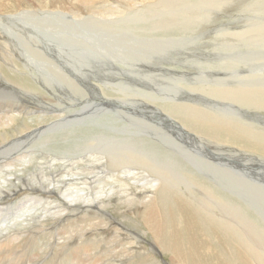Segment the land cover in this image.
<instances>
[{
  "label": "bare ground",
  "instance_id": "6f19581e",
  "mask_svg": "<svg viewBox=\"0 0 264 264\" xmlns=\"http://www.w3.org/2000/svg\"><path fill=\"white\" fill-rule=\"evenodd\" d=\"M113 1L115 3L114 5H111V3L110 4L107 3V0H0V62H4L9 67H15L14 64L9 63V60L13 61V54L14 53H18L25 60L24 64H22V65L17 64L16 70H5L4 73H6V74H4L0 70V171H5L3 174L4 176L0 177V191L5 190L2 185H5L9 182L11 185H13V188L10 191L11 193L8 194L6 197H8V199L11 200L12 202L16 203L19 200V203L26 204L31 199L30 198L31 195L29 196V199H25L28 194H33V197L31 200V201H33V199L35 197H37L38 195H43V197L46 195H48L49 197H55L58 194V190H59L60 193H62L64 195V201H66L65 206H66L67 210H70L69 214H66V216L61 219L62 220L61 224L64 226V227H62V226L61 227L65 229V232H68L67 231L68 229L78 230V228H76V227H77V223H79V222L73 221V219L71 220V218L74 216H75V218H79V219H81L82 217L93 219L94 217H97V216H99V217L110 216L111 219H109V221H112L115 224V223H119V220H118V218H115L111 214V211L109 210V206L112 204V199L109 196H110L111 192H113L115 190L112 191L110 189L111 192H107L108 194L106 195V191H104V190L98 191L97 190V189L105 188V187H102V186L96 187L97 188L96 193L99 196L97 195V199H92L90 197V194L86 193L87 191H82L84 189L78 188L80 186L77 187L78 192L77 191L71 192L69 187L76 186L77 183H75V181H74L76 179V177L72 179V181H74V182H72V181H69L70 179L69 180L67 179L68 177L65 178V175H68L71 172L76 174L77 172L74 171L75 165L82 164L85 166V168L82 170V173H85L87 170H89L88 172L93 173L96 168L99 169V167H101V169H104V171H103L104 176L101 174L103 177H105V176L109 177L110 176V178L116 179L119 177V175H116L117 172L116 173L111 172V170L115 169L116 167L117 168L121 167L123 172H124V170L126 171L127 164H129V162H133L132 164L134 165V169L135 168H137V169L150 168V169H153L157 175H162L161 173L164 174V177L162 178V182L160 181L161 183L155 184V182H154V184H153V182L152 183L150 182L151 180L149 181L150 182L149 185H151V188L157 187L159 189L160 193H158V196L156 194L155 198L151 199L150 193H152L151 191H153V190H150V192H149V189L144 190V192H142L139 196L141 199L142 198L146 199V200L139 201V202H141L142 207L138 208L139 207V205H138L137 209L130 210L132 212L143 215V219H141V223L147 228V233H150L151 236L156 241V244H158V249L156 250L157 252H159V253L164 252V254H169L171 257V260L174 262V264H204L202 260H204L206 254H208L207 248H209V246L211 245V242L217 241L219 244L226 243L224 241V238H222L221 236H219L217 234L219 232H224L225 236H229L230 238H233L234 245L239 249L238 250L234 246L236 249L235 255L237 257V262L239 264H251V262L248 260V258L246 256H244L245 254L243 253L242 248L244 250H246V252L249 253V255L252 257V259L254 260V262L256 264H264V227L261 228L258 225V223L256 222V220L252 218V216L251 217L248 216L250 214L239 203L235 202L232 199L233 197H231L232 200H229V199H227V197H228L227 194L224 195L221 193V195H220L219 194L220 192H217V190L214 189L215 187L212 186L210 183H208L204 179L197 178L196 177L197 175H193L192 174L193 171L190 174H186L185 175L187 177L186 178V177H184V174H181V175L178 174L180 170L164 166L165 164H164V162H162L164 164V165H162V163H161L162 168H166V169H168V171L160 169L159 171L161 173L157 172L158 167L155 166L153 163L154 156L151 158V161H152L151 162V161L143 158L141 155H138L140 152H138V153L133 152V149L136 148V143L131 136L122 137L123 140H120L121 138L119 139V137H116L112 134L106 135V132H104V127L106 128L108 125H111L113 129H116V130L120 129V130L126 131L127 134L129 132H131V128L125 127L126 124L123 125V123L120 122L123 125V126L122 125L120 126L116 123L117 120L113 121L112 119L107 118L106 115H108V112L111 110V108H116L115 105H118V106L125 105V107H127L129 110L131 108H136V107L149 109L151 113H155L158 117H160L162 119V120H160V119L159 120L161 121V123L163 125H165L166 127H174V128L176 127L179 131V135H181L183 138H186L187 140L193 142L195 145L198 146V148H201L202 150L205 149L214 156H221V157H225L226 159L231 158V159H233V162L237 165H239V163L241 162V167H244V168L248 167V169L249 168L252 169V170H249L251 173L246 172V174L247 173H249V174L253 173V174H258V175H264V126H261L257 123L249 122L248 121L249 117L246 116V115H249V116L252 115V116L260 118L261 120H264V73H263L264 72V51H261V50L253 51L252 50V49H254V50L260 49L261 47H259V46H264V45H259L260 43L259 44L255 43V38H254V36L256 35V33L254 32L255 30L248 29V28H250V26H252V25H250V22L253 23V25L255 22H257V20L262 21V23H263L264 17H260V18L259 17H253L250 19L248 18V21L250 20V22H246L245 20L242 19L243 22L244 21L246 22V24L241 26V29L237 30L236 32L226 30V28H228V25H227V27H225V25H224L223 28H221V25H219L218 27H220L223 31H228L227 33L229 35H232L234 38L238 39V41H241L242 43L240 45L238 44L239 46H237V47L232 46L233 48H231V44H227L226 43L227 39H226L224 41L225 43L216 44L214 46V49H217V51H219L218 49H224V51L227 49H231L232 51H236L235 53H230L227 57L216 58V61L210 60L209 58H208L209 60H207V61H198L200 63L197 65L192 64L193 69H190L188 62H189V60H190V62H191V60L195 61L194 58H192V57H193V55L196 54V52L198 53V50H197L198 48L196 49V47H195L197 45V44H195V41L197 39H199V37L195 41H194V38L196 35L194 37L192 36L193 40L190 37H189L190 40H188L187 38H186L187 39L186 40L185 37L182 38L183 39L182 40L181 38H178V36L174 35V34L173 35L170 34L168 36L164 35L163 37H167V40H164V41L157 40L155 37L158 34H162V35L167 34L173 28H176L173 25V19L176 15H174L170 12H166V10L171 8L170 1L161 0L159 3L156 2V4L158 3V5H159L158 8L160 9V13H158V14L155 13L156 11L155 12L153 11V8L156 6V4L154 3L155 1L151 2V3L149 2L150 4H148V5L144 4V0H113ZM238 1H240V0H238ZM122 3L125 4L129 8V10H130L129 16L127 15L126 17H124L123 12H121L118 9V6ZM234 3H237V2L234 1ZM188 4L190 5L191 3H188ZM119 7H121V5ZM184 7H185V4H184ZM180 8L181 7L179 6V9ZM203 9H206V8H203ZM190 10H191V8H190ZM215 10L217 13L220 11V9H219V11L217 9H215ZM184 11L188 12L187 10H184ZM246 12H248V11H246ZM95 14L99 15L101 17L102 20L100 22V27L102 26L103 29L109 30V29L115 28L116 25H118V23L125 22L127 24V27L123 26L124 29L130 28V29H133L134 31L135 30H146V31H141L140 33L135 31L137 38H139L140 40L142 39V42L145 40H150V39L156 40L155 41L156 42L155 47L156 46H160L161 48L163 47V50H164V48H167V51H168V46H170L173 41H176L177 44H180V42L188 44L190 47V51L189 52L188 51L187 52H181L180 51L181 53L184 54V56H183V58L180 57L176 63H178L180 61L181 65H184V63H186L188 61L187 62L188 64L186 66L189 68V71L177 70L175 68V70L173 72L172 69H174V66L173 67L167 66L170 69L172 68L171 70L170 69H168V70L172 71L175 74V81H177L176 83H178V85H180V88H181V89L178 88L179 90H181L180 94H183L184 96L191 98V99L202 100V101L207 100L210 102L213 101L215 103L214 107L210 108V110H207L208 107H206V106L210 107V104L207 105V103H206L205 104L206 106H204V108H201L199 106L193 105L192 103H190V101H187V102H184V101L183 102H181V101H179V102H170V101L169 102H161L162 104L159 105V104H156V102L164 100V97L167 98V96H169V95L165 96L167 93L163 97H156V95H158V94H155V93H154L155 96L154 95L150 96L149 93L147 95L146 92L141 91L140 90L141 88L139 90L138 89L135 90V89H132L131 87H129V86H132L134 84V81H131V82H133V84L130 83L132 85H130L128 82L129 86L123 85L121 83H113V85L116 87L115 93L113 91H111L109 93L108 91H106V89H104L103 92H104L105 96H101V99H102L101 102L108 104L110 109L101 108L102 110L98 109L99 112L101 111V114L92 115L93 119H95V120L101 121L103 119L102 126H100L102 128H89V127H78V126H76L75 128H71V126L69 125L70 126L69 130L58 131V128L60 126H62V124H64V122L67 121V119H69L68 116L70 114H72V116H73V114L76 115L77 113H79V115L83 114L86 111V109L91 105L90 104L89 106L85 107L82 110H78L75 107H72V109H65V110L62 109L63 103H67L68 101H70V103L76 102L77 100H79V98H81L78 96L79 94L81 96V95H85L88 93L84 88H81V87H83L82 85H81V87L79 86V83H78L79 81L77 82L74 79L75 75H78V73H76L77 71H79L78 68L80 69L82 67V66L79 67L78 63H77V65L75 63L76 62L75 60H77V58L74 60L73 57H76L77 55L74 56V54L72 53L71 57L67 56V54L65 52L66 49L64 48V45L70 40L71 36L75 35L74 32H76L78 30V27L83 20H84V23H86V25L88 27L92 28V30L94 31L93 27L94 26L96 27L98 24L97 21L96 20L94 21V18H93ZM204 14H206V13H204ZM243 14H244V12H243ZM189 16H191V15H189ZM194 16H196V15L194 14L193 17ZM257 16H259V15H257ZM97 17H96V19H97ZM52 21H54L56 23H53ZM238 21H239V19H238ZM233 23H234V21L230 24H233ZM258 23H260V22H258ZM51 25H53V26L51 27ZM159 25H162V27H160ZM182 25L184 26L185 29H186V27L189 26L190 28H192V30H194L196 32L199 30V28H204L202 26L203 24H201V23H198V24L193 23V24L188 25V26H186L184 23H182ZM234 25H236V23H234ZM209 26H211V24ZM237 26H240V25H237ZM260 26H261V23H260ZM97 27H99V26H97ZM117 27H119V26H117ZM256 27L259 28L258 25H256ZM70 28H72L73 30ZM205 28H206V26H205ZM50 29L53 30L54 33L57 35V38L55 40H53V43H50L48 41V39L52 40L50 38L51 37L50 34L52 33L50 31ZM97 29H95V30L97 31ZM213 29H215V28H213ZM263 29H264V26H263ZM121 30L123 31V29H121ZM259 30H257V31H259ZM89 31H90V29H89ZM112 31H113V29H112ZM114 31H115V29H114ZM126 31L127 30H125V32ZM209 31H211V30H209ZM209 31H208V33H210ZM58 32L60 35H58ZM97 32L99 33V31H97ZM117 32H120V31H117ZM129 32H131V31H129ZM206 32H207V30H206ZM214 32H217V31H214ZM103 33H107V32H103ZM120 33L122 34L123 32H120ZM174 33H175V31H174ZM202 33H204V32H201L200 35H202ZM218 33H223V32L218 31L217 34ZM254 33H255V35H254ZM55 34H53V35H55ZM87 34L91 35L88 33V31H87ZM124 34H126V33H124ZM132 34H133V32H132ZM132 34H130V35H132ZM257 34H258V32H257ZM82 35H84V34H82ZM101 35H103V34H101ZM127 35H128V33H127ZM198 35H199V33H198ZM203 35L201 37H203ZM98 36L99 35L97 34V38H94V41H95V39H98ZM259 36L260 35L258 34V37ZM262 36H264V35H262ZM86 37H87V35H86ZM208 37H211V36H208ZM89 38H92V37H89ZM222 38H223V36H222ZM103 39H104V37H103ZM109 39H110V37H109ZM161 39H163V38H161ZM258 39L256 38V40H258ZM131 40H133V39H131ZM135 40L137 41V39H135ZM207 40L210 41L212 39L210 38ZM73 41H74V38H73ZM91 41H92V39H91ZM100 41H101V39H100ZM102 41H104V40H102ZM113 41H115V40H113ZM118 41H115V43ZM202 41H205V40H202ZM260 41H261V39H260ZM76 42L78 44V39ZM107 42H109V41H107ZM127 42L129 43V41H127ZM128 43H126V44H128ZM134 43H136V42L134 41ZM199 43H200V41H199ZM217 43H219V42H217ZM233 43H236V41H233ZM71 44H74V43H71ZM202 44L203 43H201V45ZM208 44H205V45H208ZM86 45L88 46V44H86ZM92 45H93V43H92ZM94 45H96V43ZM181 45L183 46V44H181ZM67 46L69 48V45H67ZM113 46H115V45H113ZM147 46H148V44H147ZM185 46H184V50L188 48V47L185 48ZM129 47H130V45H129ZM134 47H135V45H134ZM138 47H139V45H138ZM175 47L177 48V46H175ZM175 47H174V49H175ZM205 47H209V46H205ZM123 48H126V46ZM179 48H180V46L178 47V49ZM203 48H201V49H203ZM243 48H245V49H243ZM77 49H79V48H77ZM107 49H108V47H107ZM114 49H116V48L114 47ZM118 49L116 51H118ZM206 49L207 48H205V50ZM74 50H76V49H74ZM94 50H96V49H94ZM173 50H172V52H173ZM128 51H129V49H128ZM160 51L159 52L162 54L166 53V52H162V50H160ZM169 51H170V49H169ZM81 52L82 51H80L79 53L81 54ZM138 52H141V51L138 50ZM144 52H145V49H144ZM200 52L203 53L204 51L202 50ZM213 52H216V51H213ZM256 52H260V53H256ZM74 53H75V51H74ZM98 53H99V51H98ZM123 53H124V51H123ZM153 53H155V51H153ZM160 53H159V55H160ZM80 54L78 55L79 57H81ZM82 54H84V50H83ZM119 54H121V53H119ZM171 54H175V53H171ZM214 54H213V56H214ZM88 55L90 56V54H88ZM107 55H109V53ZM138 55L139 54H137V56ZM144 55L147 56L146 54H144ZM155 55H158V54L157 53L154 54V57H157ZM168 55H170V54H168ZM186 55L187 56L191 55L192 57H186ZM201 55L203 56V54H201ZM141 56H143V55H141ZM166 56H164V58H166V60H167ZM150 57H152V55ZM150 57H149V59H150ZM154 57H152V59ZM70 58H71L73 67H75V65L78 66L77 69H74V70H76V72L73 71L72 67L69 65ZM140 58L141 57H138L137 60ZM159 58H160V61L163 60L161 58V55L159 56ZM169 58L171 61L172 56H170ZM81 59H80V61H81ZM134 59H136V58H134ZM84 60H83V62H84ZM218 60H220V61L218 62ZM143 61H144V63H147V61L146 62H145V60H143ZM160 61H159V63H160ZM173 61H174V59H173ZM196 61H197V59H196ZM83 62H80V63L82 64ZM122 62H124V61H122ZM149 62H150V60H149ZM156 62H158V61H156ZM117 63H120V62H117ZM124 63L126 65L127 62H124ZM150 63H152V62H150ZM150 63H148V64H150ZM257 63L261 64V65H257V67H259L258 69H260V71H256L254 69L256 67ZM142 65L143 64L141 63V66ZM150 65L152 66V64H150ZM169 65H171V64H169ZM85 66L88 67V65L86 63H85ZM115 66H116V64H115ZM145 66H146V64H145ZM70 67H71V69H70ZM119 67H122V65ZM157 67H158V65H157ZM108 68H109V66H108ZM135 68L136 67H134L133 69L135 70ZM138 69H140V68H138ZM144 69L146 70L147 68L143 67V69H141V70L145 71ZM223 69H226L227 71L228 70H234V73L226 75V76H222V77L211 75V73L218 71V70H223ZM237 69H242V72L237 71ZM126 70H128V68ZM186 70H188V69H186ZM35 71L37 72V76H36ZM129 71H130V69H129ZM135 71L133 72V74L135 73ZM143 71H142V73H144L143 75H148L147 70H146L147 74ZM91 72H92V70L90 71V73ZM130 72H132V71H130ZM161 72H163V71H161ZM167 72H166V74H167ZM172 72L170 74H172ZM149 73H151V71H149ZM155 73L153 75H155ZM157 73H159V71ZM92 74H93V72H92ZM161 74H163V73H160V76H161ZM130 75H132V74H130ZM167 75H165L166 78H167ZM152 77L153 76H150L147 78L152 79ZM136 78L139 79L138 76ZM144 78H146V77H144ZM147 78H146V80H147ZM157 78H158V76H157ZM170 78H172V77H170ZM122 79H123V77H122ZM167 79H169V77ZM114 80H116V79H114ZM39 81L41 83L45 82V87L50 89L49 92L44 91L40 87H38ZM171 81H174V80H171ZM124 82H126V81H124ZM193 82H198V84H192ZM209 82H213L214 84L210 85V84H208ZM80 83H81V81H80ZM156 83H157V81H156ZM159 83H161V81ZM183 83H184V85H182ZM67 84H68V86L69 85L71 86L73 93H72L71 97L63 99L62 98L63 89H65V86ZM148 84H150V81ZM171 84H169V85H171ZM135 85H137V84H135ZM87 86L89 87V85H87ZM90 86L99 89V87L97 85H95L96 86L95 87L94 84H90ZM152 86H154V83H152ZM174 86L175 85L173 84V88L172 87L170 89L167 88V89H169V91L172 89V91L170 93L173 92V89L178 91V89ZM162 87H165V86H162ZM85 88H86V86H85ZM160 88L161 87H159V89ZM89 89H91V87ZM164 89H166V88H164ZM144 90H147V89H144ZM159 91H161V90H159ZM130 92H132V93H130ZM151 92H153V91H151ZM167 92H168V90H167ZM178 92H177V94H178ZM77 93H79V94L77 95ZM111 93L114 96L113 98L108 97ZM157 93H158V91H157ZM161 93L163 94L164 92H160V94ZM33 94H37L38 96L41 97L40 103H36V102L31 101ZM201 95L204 97H202ZM89 96H91V95H89ZM128 96L129 97L130 96H132V97L133 96H139L143 100H141V101L132 100L133 98L127 99L126 97H128ZM205 96L210 97L211 100H208V98L205 99ZM172 97H174V95ZM91 98H92V96H91ZM151 98L154 100L152 103L148 101ZM176 99L173 98V100H176ZM170 100H172V99H170ZM222 101H226L227 103H231V105L224 104V103H222ZM94 102H96V101H94ZM94 102H92V103H94ZM87 103H88V101H87ZM154 104H156L157 107L162 108L165 112L159 108H154L153 107ZM80 105H82V104L80 103ZM99 106H101V103ZM132 106H134V107H132ZM33 107H34V110H33ZM91 109H92V107H91ZM137 109H140V108H137ZM121 110H123V109L121 108ZM226 110H228L230 113H232V115L234 117L231 116L229 119H225L222 116L221 117L218 116V115H220L219 113H221V114L227 113V112H225ZM48 112H53V113L49 114ZM248 112H250V113H248ZM25 113L26 114L27 113H32V114L37 113V114L32 115L30 118H22V119H24V121L20 122L19 116L22 114H25ZM135 113H136V111H135ZM242 115H243V118H242ZM136 117H134V118H136ZM90 118H92V117L90 116ZM113 119H116V118H113ZM128 119L131 122H133L130 118H128ZM82 121H84V120H82ZM112 121L114 123H112ZM172 121L175 124H173ZM178 121H181L182 124H180ZM31 122H33L34 124L30 125L29 123H31ZM134 122L137 123L138 122L137 119ZM71 124H73V123H71ZM77 124H79V123H77ZM151 124H153V123H151ZM143 125H145V124H143ZM146 125L145 126L148 130V124H146ZM141 126H142V124H141ZM137 127H139V126H137ZM112 128H111V130H112ZM146 128H145V130H146ZM152 128H154L156 130V129H160V126L158 124L157 125L154 124V126H152ZM55 129H57L58 132L52 131ZM142 130H143V128H142ZM134 131H137V130H134ZM134 131L131 133H134ZM143 131H141V132H143ZM150 131H151V128H150ZM116 133H118V131ZM45 135L48 137H46L44 139H40L41 142H39V143L34 142V140L31 138L33 136L34 139L39 140L40 137L45 136ZM81 135H85V137L81 136ZM162 135L164 137H167V134L164 132H162ZM71 136L74 137V142H71L72 140L69 141ZM167 140H165V141H167ZM26 141H31V142H29L28 145H25ZM47 142H59V144H57V146L53 149V147L50 146V144L48 146L46 145ZM162 142H164V141H162ZM31 143H33V144H31ZM180 143H182V142H180ZM21 144H22V146L20 147ZM138 144H139V142H138ZM99 145H101V146L104 145L107 148V150L102 151V152L108 153L109 165H106L105 162L103 161L104 159H101L104 156L99 157L96 155L97 156L96 157L93 154V149L95 147L99 148ZM37 146L42 147L39 149H42V151H44L43 153L49 154V152H51L52 149L56 150L57 151L56 153H58V155L60 156L61 159L66 158L69 152H73L74 155L75 154L78 155L82 152H88V154L90 156H93L94 160H92L91 157L88 158V157L83 156V157L79 158V161L75 160L74 162L69 163L68 160L64 159V160H61V162L57 161L58 163H56L54 161L47 159L49 157V155L44 154V155L40 156L41 153L36 155V152L34 151V149L37 150L38 149ZM180 146H182V145H180ZM175 147H177V146H175ZM177 148H175L176 151H177ZM180 148H182V147H180ZM184 150H185V148H184ZM38 151H41V150H38ZM186 153H188V150ZM32 155L36 156L38 158H33ZM187 155L189 156L188 158L192 159V160L190 159L191 162L194 161V163L202 165L200 167H204L207 171H209L210 173L215 175L218 179L223 181V184H225V182H226L228 188H230V189L237 188L240 191H242L244 193V195L250 201L257 202L259 205L264 206V191H262L263 188L258 183L252 181L250 178L248 180H246L247 179L246 176H245V179H243V177L240 178V177L234 176V175H236V173L226 166L225 167L216 166L214 163H212L213 164L212 165L209 160L204 161L203 159L196 157L192 153H188ZM187 155H185V156H187ZM166 156H167V154H166ZM38 160H40V161H38ZM43 160H45V161H43ZM160 160H162V159H160ZM164 160L165 159L163 158V161ZM96 163H98V164H96ZM89 164H93V167H89L88 166ZM258 165H259V167H257ZM60 166L63 169H60V171H59V170H57V168H59ZM106 166H108V167H106ZM69 167H71L70 170L68 169ZM131 167H133V166H131ZM253 167L258 168V173L253 171ZM80 168H81V166H80ZM11 169H13L12 170L13 174L16 175V178H17L16 181L12 180L10 176L9 177L6 176L7 172H9V170H11ZM49 169H52V171H51V172H53L52 175L48 171ZM130 170H133V169L131 168ZM242 170H244V169H242ZM54 172H55V174H54ZM123 172L121 171V173H123ZM57 173L60 175V177ZM119 173H120V171H119ZM233 173H234V175H233ZM13 174H11V175H13ZM130 174H131V172L129 171L128 175H130ZM171 174H174V178ZM122 175H124V174H122ZM133 175H134V173H133ZM139 175H141V173ZM48 176H51V178L50 177L48 178ZM103 177H96L94 180L95 184L99 183L100 178L103 179ZM108 177H107V179H108ZM144 178L145 177H143V179ZM153 178H154V175H153ZM1 179H3V180H1ZM107 179H105V180H107ZM143 179H142V182L144 183V185H146L147 183H145V181H143ZM54 180H55V182H54ZM120 181H121V179H120ZM62 184H64V187H65L64 189H61ZM144 185L142 184L143 187H141V188L145 189ZM149 185L147 184L146 187L147 186L149 187ZM123 187H122V189H123ZM73 188H76V187H73ZM83 188H84V186H83ZM7 189H9V188H7ZM110 190H108V191H110ZM123 192H126V189ZM182 192H185L186 194L192 195L196 199H200L201 201H203L207 205L209 212L206 210V208L204 211L200 207H199V209L197 207H194V202H192L190 199L185 197L182 194ZM129 196H131V195H129ZM0 197H1V195H0ZM101 197H103V199H104L103 201L99 200V198H101ZM93 198H96V197H93ZM122 199H123V197H122ZM157 199H158V201H157ZM226 199H227V201H226ZM38 200H39V198H38ZM35 202H36V199H35ZM0 204H3V203L0 202ZM48 204H50V203H48ZM157 204H158V206H157ZM200 204H202V203L200 202ZM205 204H204V206H205ZM99 205H101V206H99ZM195 205H197V204H195ZM35 206H37V205H35ZM51 207H52V205L50 206V208ZM98 207H100V208H98ZM194 208H197L199 212L195 211L196 209H194ZM65 210L59 209L57 212H59L61 214ZM132 212H131V214H133ZM262 212H264V209L262 210ZM49 213L51 214V212H49ZM125 214H126V212H125ZM62 215H63V213H62ZM201 215L207 217L208 219H206L205 217H204L205 218L204 219ZM16 216L21 217L19 214H17ZM202 220L206 223V225L208 226V229L204 226L205 224L203 223ZM234 221H237L239 226H236L234 224ZM57 223H59V222H57ZM85 224H87V223H85ZM18 225H19V227H18ZM80 226H83V225L81 224ZM107 226L111 227V225H108V224H107ZM107 226H105V228ZM216 226H219V227H216ZM262 226H263V224H262ZM33 228H31L30 225H28V224L24 225L23 223H20V224L17 223L16 225H14L12 227V229H13L15 234L10 235L9 237L4 236L3 239H0V253H2L3 251H9V250L12 252L15 247L19 248L20 242H17L15 238L24 239L23 240L24 242L26 240L28 241V238H29V237L25 238V236L23 237L19 232L21 231L23 233V235L26 233L29 234V233L33 232ZM107 229H108V227H107ZM26 236H27V234H26ZM145 236H146V234H145ZM196 236L198 239L196 238ZM33 240H35V239H33ZM79 241H81V240L79 239ZM79 241H75V244H78ZM21 242H22V240H21ZM65 244H67V242H65ZM72 244L73 243H71L70 245H72ZM153 244H155V243H153ZM30 245H31V243H30ZM30 245L28 244L26 246L31 247ZM91 245H93V244H91ZM82 246H85V244ZM141 247H142L141 241L139 239L138 240V246H135L134 249L139 250ZM214 250L215 249L213 248L212 251H214ZM75 251L77 252V250H75ZM80 251H78V252H80ZM86 251H87V249H86ZM215 251L217 252L219 250H215ZM61 252H56V253L61 254ZM63 255H59V256H63ZM9 256H7V257H9ZM71 256H72V259L74 260L75 257L73 255H71ZM5 258H6V255L3 256V258H2L3 261L5 260ZM72 259H70V257H68V260H72ZM146 260L141 261L138 264H140V263L141 264H158L157 262H151V261H146ZM0 263H1V261H0ZM135 263H136V261H135ZM215 263H222V262L217 261V262H214V264Z\"/></svg>",
  "mask_w": 264,
  "mask_h": 264
},
{
  "label": "rangeland",
  "instance_id": "374dc122",
  "mask_svg": "<svg viewBox=\"0 0 264 264\" xmlns=\"http://www.w3.org/2000/svg\"><path fill=\"white\" fill-rule=\"evenodd\" d=\"M160 1L161 0H144V4H147L148 5L151 2H154L156 4V2L159 3ZM166 1H170L171 8H172V9L169 8L168 10H166V12H170V13L176 15L174 17V19H173V25L176 28H173L167 34H163V35L162 34H158L155 37H156L157 40H162V41L167 40V37H163L164 35L165 36H168L170 34L171 35H173V34L174 35H177L178 38H181V39L185 37V39L187 38L188 40H190V38L193 40V37L196 35L197 37L195 36L194 41L199 37V39H197L195 41V44H197L195 47H196V49L198 48L197 49L198 50V53L196 52L197 55L195 54V55H193V57L191 55H188V56L186 55V57H192L195 60V61H192L191 60V62H190V60H189V62L187 61L189 63V68L190 69H193L192 64L193 65L199 64L200 62H198V61H207L209 59L216 61V58L227 57L230 53H235L236 52V51H232L231 49H227L225 51H224V49H218L219 51H217V49H214V46L216 44L225 43L224 41L226 39H227V42L226 43L227 44H231V48L237 47V46H239L242 43L241 41H238V39L234 38L232 35H229L227 33L228 31H223L221 28H223L224 25H225V27H227V25H228V28H226V30H230V31L236 32L237 30L241 29V26H243L244 24H246V22H250V20L248 21V18L250 19V18H253V17H259V18L260 17H264V0H240V1H238V0H166ZM234 1H236L237 3H234ZM107 3H109V4L111 3V5H114L115 4L113 0H107ZM158 3L153 8V11L154 12L156 11L155 12L156 14L160 13V9L158 8V6H159ZM188 3H191V4L189 5ZM184 4H185V7H184ZM120 5H121V7H119ZM120 5L118 6V9L121 12H123V16L124 17H126L127 15L129 16V14H130L129 8L125 4H123V3L120 4ZM179 6L181 7L180 9H179ZM190 8H191V10H190ZM203 8H206V9H203ZM214 8L217 9L218 11L220 9V11L217 13ZM184 10H187L188 12H186ZM246 11H248V12H246ZM243 12H244V14H243ZM204 13H206V14H204ZM194 14L196 16L193 17ZM95 15L93 17L94 18V21L96 20L97 23H98L97 26H99V27L96 26L98 29L95 26L93 27V29H94L95 32L92 30V28L88 27L86 25V23H84V20H83L80 23V25L78 27V30L77 31L75 30L76 31V32H74L75 35L74 36H71L70 37V40L64 45V48L66 49L65 52H66L67 56L71 57L72 56V53L74 54V56L77 55L76 57H73V58H74V60L77 58V60H75L76 61L75 62L76 65L78 63V66L79 67L82 66L80 69L78 68L79 71L76 72V70H74V69H77L78 66L75 65V67H73L71 58H70L69 65L72 67V70L73 71H75L76 73H78V75H75V77H74L75 81H77V82L79 81L78 82L79 83V86L81 87V85H82L83 87H81V88H84L88 93L85 94V95H81V96H80L79 93H77V95L79 94L78 96L81 97L82 99L79 98V100H77L76 102H71L70 103V101H68L67 103H63L62 104V109L63 110H65V109H72V107H75L78 110H82L85 107L89 106L90 104L91 105L89 106L90 108L88 107L89 109L87 108L86 111L83 114H80L79 115V113H77L76 115L73 114V116H72V114H70L68 116L69 119H67V121H65L64 124H62V126H60L58 128V131H67V130L70 129V126H71V128H75L76 126H78V127H89V128H102L100 126H102L103 119L101 121L95 120V119H93V116L92 115H94V114H96V115L101 114V111L99 112V110H102L101 108H103V109H110V107H109L108 104H105V103H102L101 102L102 101L101 96H105V94L103 92L104 89H106V91H108L109 93L111 91H113L115 93L116 87L113 85V83H121L123 85H126V86L128 85L129 86L130 83L133 84V82H131V81H134V84L133 85L130 84L132 86H129V87H131L132 89H135V90H137V89L139 90L141 88L140 89L141 91L146 92L147 95L149 93L150 96H153V95L155 96V94H158V95H156V97H163L167 93L165 95V96L169 95V96H167V98L164 97V100L159 101V102H156V104H159V105L162 104L161 102H169V101L170 102H179V101H181V102H183V101L184 102H187V101H190V103H192L193 105L199 106L201 108H204V106H206L205 105L206 103H207V105L210 104V107L209 106H206V107H208L207 110H210V108H213L214 107L215 103L213 101L210 102V101H207V100H203L202 101V100L191 99V98H188V97L184 96L183 94H180L181 93L180 92L181 90H179V89H181V88H180V85H178V83H176L177 81H175V74L173 72H174L175 68L177 70L189 71V68L186 66L188 64L187 62L184 63V65H181V62L180 61L178 63H176L180 57L183 58V56H184V54L181 53V52H187V51L189 52L190 51V47H189L188 44H185V43H182V42H180V44H177L176 41H173L172 44L170 46H168V51H167V48H164V50H163V47L162 48L160 46H156L155 47V44H156L155 41L156 40H151V39L150 40H145V41H143L144 42L143 43L142 42V39L140 40L139 38H137V35L135 34V31H137L138 33H140L141 31H146V30H135L134 31L133 29H130V28H127V29L125 28L124 29L123 26L127 27V24L125 22L118 23V25H116L115 28H112L113 31H112V29H109V30L108 29H103L102 26L100 27V22L102 20L101 17L99 15H96V16ZM189 15H191V16H189ZM257 15H259V16H257ZM96 17H97V19H96ZM238 19H239V21H238ZM242 19L245 20L246 22L245 21L243 22ZM233 21H234V23H236V25H234V23L233 24H230ZM52 22L53 23H56L54 21H52ZM258 22L261 23V26H260V23H258ZM182 23H184L186 26L191 25L193 23H196V24L201 23V24H203L202 26L204 28H199V30L196 32V31L192 30V28H190L189 26L186 27V29H185L184 26L182 25ZM210 24H211V26H209ZM219 25H221V28L218 27ZM237 25H240V26H237ZM250 25H252V26H250V28H248V29L255 30L254 32L256 33V35L254 33V35L256 36V37L254 36L255 43H257V44L260 43L259 45H264V43H263L264 42L263 41L264 40V36H262V35H264L263 34L264 33L263 32L264 31V29H263L264 21L262 23V21H258L257 20V22H255L254 25H253V23L250 22ZM256 25H258V27L259 26L260 27L257 28ZM52 26L53 25H51V27ZM117 26H119V27H117ZM159 26L162 27V25H159ZM205 26H206V28H205ZM213 28H215V29H213ZM70 29H72V28H70ZM89 29H90V31H89ZM95 29H97V31H99V33ZM114 29H115V31H114ZM121 29H123V31ZM125 30H127L128 32L127 31L125 32ZM206 30H207V32H206ZM209 30H211V31H209ZM213 30L214 31H217V32L218 31H221L223 33H218L217 34V32H214ZM257 30H259V31H257ZM50 31L52 32V33L50 32L51 33L50 34V36H51L50 38L52 40L48 39V41L50 43H53V40H55L57 38V35L54 33L53 30L50 29ZM87 31L91 35H88L87 34ZM102 31L103 32H107V33H103ZM117 31H120V32H123V33L121 34L120 32H117ZM129 31H131V32H129ZM174 31H175V33H174ZM208 31L210 33H208ZM132 32H133V34H132ZM201 32H204V33H202V35L204 34L205 36L203 35V37H201L202 36V35H200ZM257 32L260 35L259 37H258ZM124 33H126V34H124ZM127 33H128V35H127ZM198 33H199V35H198ZM53 34H55V35H53ZM82 34H84V35H82ZM97 34L99 35L98 36V39L99 40L98 39H95V41H94V38H97ZM101 34H103V35H101ZM130 34H132V35H130ZM58 35H60L59 32H58ZM86 35H87L88 38L86 37ZM108 36L110 37V39H109ZM208 36H211V37H208ZM222 36H223V38H222ZM72 37L74 38V41L75 42L73 41V38ZM89 37H92V38H89ZM103 37H104V39H103ZM161 38H163V39H161ZM210 38L212 39V40H210L211 42L209 40H207V39H210ZM256 38L257 39L259 38V39L256 40ZM77 39H78V44L76 42ZM91 39H92V41H91ZM100 39H101V41H100ZM131 39H133V40H131ZM135 39H137V41ZM260 39H261L262 42L260 41ZM102 40H104V41H102ZM113 40H115V41H118L119 40V41L115 43V41H113ZM126 40L129 41V43ZM202 40H205V41H202ZM107 41H109V42H107ZM134 41L136 43H134ZM199 41H200V43H199ZM233 41H236V43H233ZM125 42L128 43V44H126ZM217 42H219V43H217ZM71 43H74V44H71ZM85 43L88 44V46ZM92 43H93V45H92ZM95 43H96V45H94ZM201 43H203V44L201 45ZM147 44H148V46H147ZM181 44H183V46ZM205 44H208V45H205ZM67 45H69V48H68ZM113 45H115V46H113ZM129 45H130L131 48L129 47ZM134 45H135V47H134ZM138 45H139L140 48L138 47ZM178 45L180 46L179 49H178V47H179ZM204 45L205 46H209V47H205ZM125 46H126V48H123ZM175 46H177V48ZM184 46H185V48H187V47L188 48L184 50ZM107 47H108V49H107ZM114 47L116 49H114ZM174 47H175V49H174ZM200 47L201 48L204 47V48L201 49ZM259 47H261V48L260 49H256V50L252 49V50L253 51H257V50L264 51V48H263L264 46H259ZM77 48H79V49H77ZM205 48H207V49L205 50ZM74 49H76V50H74ZM94 49H96V50H94ZM117 49H118V51H116ZM128 49H129V51H128ZM144 49H145V52H144ZM169 49H170V51H169ZM243 49H245V48H243ZM79 50L82 51L81 54L79 53L80 52ZM83 50H84V54H82L83 53ZM138 50L141 51L142 53L141 52H138ZM152 50L155 51V53H153ZM158 50L159 51L162 50V52H166L167 54L166 53L165 54L163 53L164 54L163 55L162 53H160L161 51L159 52ZM172 50H173V52H172ZM202 50L204 51L203 53L200 52ZM74 51H75V53H74ZM98 51H99V53H98ZM123 51H124V53H123ZM213 51H216V52H213ZM107 52L109 53V55H107L108 54ZM158 52L160 53L161 58L163 59L161 61H160V58H159L160 55H159ZM119 53H121V54H119ZM136 53L139 54L140 56L139 55L137 56ZM156 53L158 55H155V56H157L158 58L157 57H154V54H156ZM171 53H175V54H171ZM200 53L203 54V56ZM212 53L213 54L215 53L214 56H213ZM256 53H260V52H256ZM79 54H80L81 57L78 56ZM88 54H90V56ZM144 54H146L147 56H145ZM168 54H170V55H168ZM141 55H143V56H141ZM151 55H152V57H154L153 59H152V57H150ZM164 56L167 57V60H166V58H164ZM168 56L169 57L172 56V58H171L172 60L171 61H170V58ZM138 57H141L140 58L141 60L138 59L139 60L138 61L137 60ZM149 57H150V59H149ZM134 58H136V59H134ZM80 59H81V61H80ZM148 59L152 63H150ZM173 59H174V61H173ZM196 59H197V61H196ZM83 60H84V62H83ZM143 60H145V62L147 61V63H144ZM13 61L9 60V63L14 64L15 67H9L4 62H0V70L3 73L5 72V70H16L17 69V64H21L22 65V64L25 63V60L18 53H14L13 54ZM122 61L127 62L128 64L126 63V65H125V63L122 62ZM156 61H158V62H156ZM159 61H160V63H159ZM219 61L220 60H218V62ZM80 62H83V63L81 64ZM117 62H120V63H117ZM85 63L88 65V67L85 66ZM141 63L143 64L142 66H141ZM148 63L152 64L153 67L150 64H148ZM115 64H116V66H115ZM145 64H146V66H145ZM169 64H171L172 66L169 65ZM121 65H122V67H119ZM157 65H158V67H157ZM257 65H261V64L257 63L256 64V67L254 69L256 71H260V69H258L259 67H257ZM108 66H109V68H108ZM167 66H169V67H173L174 66V69L171 68L173 70V72L170 71L171 69L169 67H167ZM71 67H70V69H71ZM134 67H136L135 70L137 72L133 69ZM137 67L140 68V69H138ZM143 67L144 68H147L146 70L148 71V75L150 74L149 76L148 75H143L144 74V73H142L143 70H141V69H143ZM89 68L90 69L92 68L91 70H92V72H93L94 75L92 74V72L90 73L91 70ZM127 68H128V70H126ZM129 69L132 72H130ZM168 69H170V70H168ZM186 69H188V70H186ZM146 70L143 71V72H145L147 74ZM134 71H135L136 74L135 73L133 74ZM149 71H151V73H149ZM158 71H159V73H157ZM161 71H163V72H161ZM165 71L166 72L168 71L167 72L168 75L166 74ZM237 71L242 72V69H237ZM171 72H172V74H170ZM154 73H155V75H153ZM160 73H163L164 75L161 74V76H160ZM233 73H234V70H228L227 71L226 69H223V70L215 71V72L211 73V75L212 76L214 75V76H220V77H222V76H226V75L233 74ZM4 74H6V73H4ZM130 74H132V75H130ZM165 75H167V78L169 77V79H167L165 77ZM36 76H37V72H36ZM137 76H138L139 79L136 78ZM150 76H153L152 79L151 78H147V77H150ZM157 76H158V78H157ZM122 77H123L124 80L122 79ZM144 77H146L148 81ZM170 77H172V78H170ZM114 79H116V80H114ZM171 80H174V81H171ZM80 81H81V83H80ZM124 81H126V82H124ZM149 81H150V84H148ZM156 81H157V83H156ZM160 81H161V83H159ZM128 82H129V84H128ZM152 83H154V86H152ZM39 84H38V87H40L44 91L49 92L50 89H48L47 87H45V82L44 83H41L39 81ZM90 84H94V86L97 85L99 87V89L90 86ZM135 84H137V85H135ZM169 84H171V85H169ZM173 84L175 85L174 87H176L177 89L179 88L178 89L179 92L177 90L173 89V92L170 93L172 91V89L170 91H169V89L171 87L173 88ZM192 84H198V82H193ZM208 84L213 85L214 83L213 82H209ZM87 85H89V87ZM182 85H184V83ZM85 86H86V88H85ZM162 86H165V87H162ZM90 87H91V89H89ZM159 87H161V88L159 89ZM164 88H166V89L169 88V89H167L168 92ZM144 89H147L148 91L147 90H144ZM159 90H161V91H159ZM151 91H153V92H151ZM157 91H158V93H157ZM160 92H164V93L163 94L162 93L160 94ZM177 92H178V94H177ZM72 93H73V90H72L71 86L70 85L68 86V84H67L65 86V89H63L62 98L63 99L69 98V97L72 96ZM130 93H132V92H130ZM172 94L174 95V97H172L173 96ZM89 95H91L92 98ZM108 97L113 98L114 96L111 93ZM128 97H126V98L127 99H132L133 98L132 100H138V101L143 100L139 96H133V97L130 96L131 98L130 97L128 98ZM202 97H204V96H202ZM40 98L41 97L38 96L37 94H33L31 101L36 102V103H40V101H41ZM169 98L172 99V100H170ZM173 98L174 99L177 98V99L176 100H173ZM207 98H208V100H211L210 97L205 96V99H207ZM87 101H88V103H87ZM94 101H96V102H94ZM148 101L152 103L154 100L151 98ZM92 102H94V103H92ZM80 103L82 105H80ZM100 103H101V106H99ZM222 103L227 104V105H231V103H227L226 101H222ZM156 104H154V106H153L154 108H159V109L163 110L162 108L157 107ZM91 107H92V109H91ZM115 107L116 108H111V110L108 112V115H106L107 118L112 119L113 121H116L117 120L116 123L118 125H120V126L122 125L121 123H123V125L126 124L125 127L131 128V132H133L134 130H137V131H134V133L129 132L127 134L126 131H123V130H120V129H117L116 130V129H113L111 125H108L107 126L108 128L107 127L105 128L103 126L104 127V132H106V135L107 134H110V135L112 134V135H114L116 137H119V139L121 138L120 140H123L122 137L131 136L133 138V140L135 141V143H136V148L133 149V152L134 153L140 152L138 155H141L143 158H145L146 160H149V161H151V158L154 156L153 163H154L155 166L158 167L157 172H160L159 171L160 169H163V170H167L168 171V169L162 168V166H161V163L162 162H164L165 165L162 163V165H164V166H167V167H170V168H173V169L180 170L178 174H180V175L181 174H184V177H186L185 176L186 174H190L193 171V173H192L193 175H197L196 176L197 178L204 179L205 181H207L208 183H210L212 186L215 187L214 189L217 190V192H220L219 193L220 195H221V193L224 194V195L227 194L228 195L227 199H229V200H232L233 199L235 202L239 203L250 214L248 216H250V217L252 216V218L256 220V222L258 223V225L261 228L264 227V212H262V210L264 209V206L259 205L257 202L250 201L244 195V193L242 191H240L239 189L232 188V187H231L232 189L228 188L226 182H225V184H223V181H221L220 179H218L215 175H213L212 173H210L209 171H207L204 167H200L202 165H199L197 163H194V161L191 162L192 159L191 158H188L189 156L187 154L188 153H192L193 155H195L196 157H198L200 159H203L204 161L209 160L211 164L214 163L216 166H223V167L226 166V167H228L229 169H231L232 171H234L236 173V175H234V173H233L234 176L240 177V178L243 177V179H245V176H246V178H247L246 180H248L250 178L252 181L258 183L263 188L262 191H264V175H258V174H253V173H252L253 175L252 174H249V173H251L249 170H252V169H250V168L248 169V167H245L246 169L244 167H241V162L240 163L238 162L239 165H237V164H235L233 162V159H231V158H227L226 159L225 157L214 156L211 153H209L207 150H205V149L202 150L201 148H198V146L195 145L193 142H191V141L187 140L186 138H183L181 135H179V131H178V129L176 127L175 128L174 127H166L165 125H163L161 123V121H160L162 119L160 117H158L155 113H151L149 109H144V108H141V107H136V108H131L132 109V110L130 109L132 111L131 112L127 107H125V105H121V106L115 105ZM132 107H134V106H132ZM121 108L123 110H121ZM137 108H140L141 110L140 109H137ZM33 110H34V107H33ZM135 111H136V113H135ZM225 112H227L228 114L227 113H225V114L219 113L220 115H218V116H220V117L222 116L225 119H229L231 116H233L232 113H230L228 110H226ZM48 113L51 114L53 112H48ZM248 113H250V112H248ZM34 114H37V113H33V114L32 113H27V114L25 113V114H22V115L19 116L20 117L19 120H20V122L21 121L23 122L24 119H22V118H30ZM89 115L92 118H90ZM246 116L249 117V119H248L249 122L257 123V124H259L261 126H264V120H261L260 118L255 117V116H252V115H250V116L249 115H246ZM134 117H136V118H134ZM113 118H116V119H113ZM128 118H130L133 122L136 121V119H137L138 122L137 123H135V122L133 123ZM138 118L139 119L141 118V119L139 120ZM242 118H243V115H242ZM82 120H84V121H82ZM113 121H112V123H114ZM178 122L180 124H182L181 121H178ZM31 123H29V124L30 125H33L34 124L33 122H31ZM71 123H73V124H71ZM77 123H79V124H77ZM151 123H153V124H151ZM141 124H142V126H141ZM143 124H145V125L148 124V130L146 128L147 125L145 126ZM154 124L155 125L158 124L160 126V129H156L155 130L154 128H152V126H154ZM173 124H175V123L173 122ZM137 126H139V127H137ZM111 128H112V130H111ZM142 128H143L144 131L142 130ZM145 128H146V130H145ZM150 128H151V131H150ZM140 130L143 131V132H141ZM52 131L58 132L57 129L52 130ZM117 131H118V133H116ZM119 131L120 132L122 131V132L120 133ZM162 132L166 133L168 138L167 137H164L162 135ZM81 136H84L85 137V135H81ZM46 137H48V136H46V135L45 136H42V137L39 138V140L34 139L33 136L31 138L34 140V142L39 143V142H41L40 139H44ZM165 140H167V141H165ZM69 141L74 142V137L71 136L70 139H69ZM162 141H164V142H162ZM29 142H31V141H26L25 142V145H28ZM138 142H139V144H138ZM180 142H182V143H180ZM33 143H31V144H33ZM47 143H46V145L48 146L50 144V146H52L53 149L57 146V144H59V142H47ZM180 145H182V146H180ZM21 146H22V144L20 145V147ZM175 146H177L178 148L175 147ZM37 147H38L37 150L34 149V151L36 152V155L37 154H40V153H41L40 156H42L44 154L45 155H49V157L47 159L48 160H51V161H54L56 163L61 162V160H64V159L65 160H68L69 163L74 162L75 160L76 161H79V158H81L83 156L84 157H88V158L91 157V159L94 160L93 156H90L88 154V152H82V153H80L78 155L77 154L74 155L73 152H69L70 154L68 153V155L66 157L67 159L66 158L61 159L60 156L58 155V153H56L57 152L56 150H53L52 149L51 152H49V154H48V153H43L44 151H42V149H39V148H42V147H40V146H37ZM180 147H182V148H180ZM183 147L185 148L186 151L184 150ZM95 148L93 149V154L95 156L97 155L99 157L104 156L101 159H104L103 161L105 162V164L106 165H109V159H108L109 155H108V153H106V152L103 153L102 152V151L107 150V148L104 145H102V146L99 145V148L98 147L96 149ZM175 148H177V151L175 150ZM38 150H41V151H38ZM187 150H188V153H186ZM166 154H167V156H166ZM185 155H187V156H185ZM32 157L33 158H38V157L33 156V155H32ZM163 158L165 159L164 161H163ZM160 159H162V160H160ZM45 160H43V161H45ZM38 161H40V160H38ZM132 163L133 162H129V164H127V168L129 170L126 168V171L124 170V172H123V170H122L121 167H118V168L116 167L115 169L111 170V172H115V173L117 172L116 175H119V177L116 178V179H112V178H110V176L109 177L108 176L103 177L104 176V172H103L104 169H101V167H99V169L96 168L93 173L88 172L89 170H87L85 173H82V170L85 168V166L82 165V164L75 165L74 171L77 172L76 174L73 173V172H71L68 175H65V178L68 177L67 179L68 180L70 179L69 181H72V179L75 178V177L77 179V180L76 179L74 180L75 183H77L76 186L69 187V189H70L71 192L72 191L73 192L77 191L78 188L84 189L82 191H87L86 193H89L90 194V197L92 199H97V195H98L96 193L97 190L98 191L99 190L106 191V195L108 194L107 192H111V190L112 191L115 190V191L111 192V194L109 196L112 199V204L109 206V210L111 211V214L115 218H118L120 224L119 223H115L114 224L112 221H109V219H111L110 216H106V217H102V216L99 217V216H97V217H94L93 219L86 218V217H82L81 219H79V218H75V216H74V217L71 218V220L73 219V221L79 222V223L76 222L77 223V227L76 228H78V230L68 229L67 230L68 232H65V229L62 228L64 226L61 224V221H62L61 219L64 218L66 216V214H69L70 210H67V208L65 206L66 201H64V195L62 193H60L59 190H58V194L59 195L57 194L55 196L56 198L55 197H49L48 195H46L47 197L46 196L43 197V195H38L37 197H35L33 199V201H31L32 200V197H33V194H28L25 199H29V196L30 195H31L30 196L31 199L26 204H23V203L21 204V203H19V200L15 203V202H12L11 200H9L8 197H6L8 194L11 193L10 191L12 190L13 185H11L9 182L7 184H5V185H2L5 190L0 191L1 192L0 193V195H1L0 202L4 204V205L3 204H0V212H1L0 213V239H3L4 236H8L9 237L10 235H14L15 233H14L12 227L14 225H16L17 223L18 224L23 223L24 225L28 224V225H30L31 228H33V227L34 228H33V232H31L29 234L26 233L27 236H26V234L23 235V233L21 231L19 232L23 237L24 236H25V238H28L29 237L28 238V241L29 242L27 240L24 242L23 241L24 239H21V238H15L17 242H20L19 248L18 247H15L12 252L9 250V251H3L2 253H0V256H1L0 257V261H1L0 264H35V263L36 264H138L139 262L145 261L146 259H147L146 261L157 262L158 264H174V262L171 260V257H170L169 254H164V252H160L159 253V252L156 251L158 249V244H156V241L151 236V234L150 233H147V228L141 223V219H143V215H140L138 213H135V212L130 211V210H133V209H137L138 205H139L138 208H141L142 207V204L139 201L146 200V199H143V198L141 199L139 196H140V194L142 192H144V190H148L149 189V192H150V190H153V191H151L152 193H150L151 194V199L155 198V195L156 194L158 196V193H160L159 189L157 187H155V188L152 187L151 188V185H149V183L150 182L151 183L153 182V184H154V182H155V184L156 183H161L162 182V178L164 177V174L160 172L162 175H157L155 173V171L153 169H150V168H141V169L135 168L134 169V165ZM96 164H98V163H96ZM80 166H81V168H80ZM88 166L89 167H93V164H89ZM131 166H133V167H131ZM106 167H108V166H106ZM257 167H259V165ZM257 167H253V171H255V172L258 173V168ZM131 168L133 170H130ZM60 169H63V168L61 166L59 168H57V170H59V171H60ZM68 169L70 170L71 167H69ZM242 169H244V170H242ZM12 170L13 169L9 170V172H7V175L6 176H8V177L10 176L12 180L16 181L17 180L16 175L13 174V171ZM48 171L51 173V175L53 174V172H51L52 169H49ZM119 171H120V173H119ZM121 171L123 173H121ZM129 171L131 172L130 175H128V172ZM4 172L5 171H0V177L4 176L3 175ZM246 172H249V173L246 174ZM133 173H134V175H133ZM140 173H141V175H139ZM11 174H13V175H11ZM54 174H55V172H54ZM99 174L100 175L102 174L103 176L102 175L100 176ZM122 174H124V175H122ZM153 175H154V178H153ZM171 175L174 178V174H171ZM95 176L96 177H103V179L100 178L99 183H96L95 184V181H94L95 178H96ZM49 177L51 178V176H48V178ZM59 177H60V175H59ZM107 177H108V179H107ZM143 177H145V178L143 179ZM105 179H107V180H105ZM120 179H121L122 182L120 181ZM142 179H143V181H145V183H147L149 185V187L148 186L146 187L147 184L144 185V183L142 182ZM1 180H3V179H1ZM74 181H72V182H74ZM54 182H55V180H54ZM142 184L145 186V189L141 188V187H143ZM61 186H62L61 189H64L65 188L64 187V184H62ZM78 186H80V187H78ZM83 186H84V188H83ZM101 186L102 187H105V188H100V189H97L96 188V187H101ZM73 187H76V188H73ZM122 187H123V189H122ZM7 188H9V189H7ZM125 189H126V192H123V191H125ZM108 190H110V191H108ZM127 193L129 195H131V196H129ZM182 194L185 197H187L188 199H190L192 202H194V207H197L198 209L200 207L204 211H205V208H206V210L208 211L207 205L203 201H201L200 199H196L194 196L189 195V194H186L185 192H182ZM93 197H96V198H93ZM122 197H123V199H122ZM231 197H233V198L231 199ZM38 198H39V200H38ZM35 199H36V202H35ZM227 199H226V201H227ZM99 200L100 201H103L104 199H103V197H101V198H99ZM157 201H158V199H157ZM200 202L203 205L200 204ZM48 203H50V204H48ZM195 204H197V205H195ZM204 204H205V206H204ZM35 205H37V206H35ZM51 205H52V207L50 208ZM99 206H101V205H99ZM157 206H158V204H157ZM98 208H100V207H98ZM197 208H194V209H196L195 211H198ZM59 209H62V210H65L66 209L64 211L65 213L62 212L63 215H62V213L60 214L59 212H57ZM48 211L51 212V214ZM125 212H126V214H125ZM131 212L133 214H131ZM17 214H19L21 217L16 216ZM201 216L203 218L205 217L203 215H201ZM205 218L208 219L207 217H205ZM57 222H59V223H57ZM85 223H87V224H85ZM203 223L205 224L204 226L208 229V226L206 225V223L204 221H203ZM81 224L84 227L83 226H80ZM107 224L108 225H111V227L110 226H107ZM234 224L236 226H239V224H238L237 221H234ZM262 224H263V226H262ZM105 226H107L108 229H107V227L105 228ZM18 227H19V225H18ZM216 227H219V226H216ZM145 234H146V236H145ZM217 234L219 236H221L222 238H224V241L226 243L219 244L217 241L211 242V245L209 246V248H207L208 254H206L204 260H202L203 263L206 264L209 261L207 264H212V263L214 264V262L219 261V262H222V263H215V264H239L237 262V257L235 255L236 254V251H235L236 250L235 249L236 246L233 243V241H234L233 238H230L229 236H225L224 232H219ZM196 238H197V236H196ZM33 239H35V240H33ZM79 239L81 241H79ZM139 239L141 241V246L142 247L139 250H137V249H134V247L135 246H138V240ZM21 240H22V242H21ZM75 241H79V243L78 244H75ZM65 242H67V244H65ZM152 242L155 243V244H153ZM30 243H31V245H30ZM71 243H73V244L70 245ZM28 244L31 247H27L26 245H28ZM84 244H85V246H82ZM91 244H93V245H91ZM213 248L215 250H219V251H217V252L215 250L212 251ZM86 249H87V251H86ZM75 250H77V252ZM78 251H80V252H78ZM242 251L245 254L244 256H246L248 258V260L251 262V264H256L254 262V260L252 259V257L249 255V253L246 252V250H244L242 248ZM56 252H61V254H58ZM5 255H6V258H5L6 261L5 260L3 261L2 258ZM59 255H63V256H59ZM71 255H73L75 257L74 260L72 259V256ZM7 256H9V257H7ZM68 257H70V259H72V260H68ZM134 260L136 261V263H135Z\"/></svg>",
  "mask_w": 264,
  "mask_h": 264
}]
</instances>
